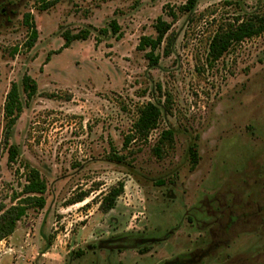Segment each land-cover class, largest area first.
Masks as SVG:
<instances>
[{"label": "rangeland", "instance_id": "374dc122", "mask_svg": "<svg viewBox=\"0 0 264 264\" xmlns=\"http://www.w3.org/2000/svg\"><path fill=\"white\" fill-rule=\"evenodd\" d=\"M186 2L0 0V204L22 203L29 168L47 182L45 207L0 241V264H264V33L208 61L214 34L263 14L264 0L183 13ZM159 17L172 28L151 66L137 48ZM81 30L88 38L65 48L64 33ZM25 75L38 86L30 100ZM14 83L24 107L6 138ZM148 103L158 127L125 147Z\"/></svg>", "mask_w": 264, "mask_h": 264}, {"label": "trees", "instance_id": "16d2710c", "mask_svg": "<svg viewBox=\"0 0 264 264\" xmlns=\"http://www.w3.org/2000/svg\"><path fill=\"white\" fill-rule=\"evenodd\" d=\"M198 0H187L186 4L180 7L183 13H189L197 5ZM172 17L176 18V13H172ZM26 25L31 24L30 39L27 43L31 48L37 41L38 33L34 23L30 22V16L27 14L24 17ZM113 33L119 32V26L116 22L111 23ZM156 36H144L141 38L138 45V50L145 52V57L151 66L159 63L161 55L159 53L162 43L172 24L163 18L159 17L154 25ZM264 33V13L257 15H250L244 20H237L235 25H231L226 29L218 30L212 37L208 48V61L215 63L220 60L235 44L241 43L246 39L259 36ZM89 36L87 30H81L76 34L70 32L64 33V47L68 48L72 42L79 40H86ZM49 59V57L47 58ZM23 91L27 100L34 97L37 92V82L29 75H25L22 80ZM24 104L19 92L17 84H12L7 93L4 115L6 118V138H8L12 128L15 126L20 114L23 111ZM161 118V110L153 103H148L139 112L137 121L133 126L132 133L127 135L124 146L127 147L129 143L136 139L146 141L150 133L158 127ZM172 133L168 132L163 135L160 144L154 149L156 155L161 154V143L164 141H171ZM8 160L14 162L18 156L19 151L15 145L8 147ZM191 169L194 170L199 163L198 145L193 144L189 149ZM116 189L110 193L105 199L104 210L108 211L115 205L116 198L121 192ZM47 191V182L42 177L41 173L29 168L26 175V183L23 186L22 193L26 196L22 203L6 208L5 205L0 204V241L9 237L16 230L18 222L27 214L28 209H43L46 205L45 193Z\"/></svg>", "mask_w": 264, "mask_h": 264}]
</instances>
